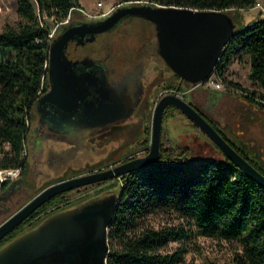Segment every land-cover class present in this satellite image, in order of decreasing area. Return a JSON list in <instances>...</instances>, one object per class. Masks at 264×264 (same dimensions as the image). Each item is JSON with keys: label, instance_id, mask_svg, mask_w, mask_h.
<instances>
[{"label": "trees", "instance_id": "obj_1", "mask_svg": "<svg viewBox=\"0 0 264 264\" xmlns=\"http://www.w3.org/2000/svg\"><path fill=\"white\" fill-rule=\"evenodd\" d=\"M151 1L233 14L238 31L225 46L215 73L224 80L227 90L264 104V17L249 23L242 19V12L257 0ZM77 7H82L79 0H18L21 21L0 31V169L19 167L24 173L27 167L29 123L45 84L50 45L49 25L42 26L41 17L63 19L70 10H79ZM242 53L250 56L248 77L262 88L259 92L225 75L234 56ZM170 86L176 88L175 84ZM171 109L179 110L175 106ZM149 138L147 125L145 146ZM214 149L195 154L188 144L161 145L157 162L112 181L111 187L120 192V197L108 229L107 264H179L189 249L187 241L196 233L239 240L236 264H264V186L221 150ZM249 161L264 172L256 161ZM67 192L42 203L0 240V246L49 214L74 206ZM159 211H175L184 219L155 226L149 216ZM172 241L179 245L171 248Z\"/></svg>", "mask_w": 264, "mask_h": 264}, {"label": "flooded vegetation", "instance_id": "obj_2", "mask_svg": "<svg viewBox=\"0 0 264 264\" xmlns=\"http://www.w3.org/2000/svg\"><path fill=\"white\" fill-rule=\"evenodd\" d=\"M134 3L140 1L119 0L108 10L95 14L76 10L66 22L58 25L56 33L84 21L103 19L119 5ZM91 36V33H86L70 39L65 48L66 60L52 68L47 66L41 94L52 92L39 109L37 103L33 107L27 164L36 155L37 145L48 149L47 163L59 169L58 178L105 169L134 157V152L122 156V151L132 141L144 136L145 119L152 102L164 94L177 93L178 89L183 91V98L224 138L264 169V144L260 152L251 140L254 138L244 136L248 126L264 122V104L237 91L211 90L202 84L187 87L180 82L157 53L153 23L143 17L125 16L115 26L96 33L93 39H87ZM173 84L176 85L175 89L170 86ZM134 95L138 100L127 112ZM227 98L238 102L227 106ZM121 101L125 105V113L115 118L116 105ZM171 106L174 105L168 106L166 111ZM191 122L195 127L192 131H196L195 143L200 142L210 150L218 149L205 132ZM235 126L241 128V132ZM190 129L185 127L181 130ZM258 131L264 137V127L259 126ZM188 133L186 137L187 133L177 132L176 139L182 141L178 143L192 146L194 135ZM144 140L145 136L141 141ZM147 146L142 153L147 151ZM80 149L84 157L78 154ZM49 166L46 168L51 173L41 170L46 180L49 179L47 176L53 174ZM18 180L16 178L9 183L10 190L5 191L4 197L0 196V203L6 202L9 193L17 192ZM110 180L113 179L99 181L98 186L107 185Z\"/></svg>", "mask_w": 264, "mask_h": 264}, {"label": "water", "instance_id": "obj_3", "mask_svg": "<svg viewBox=\"0 0 264 264\" xmlns=\"http://www.w3.org/2000/svg\"><path fill=\"white\" fill-rule=\"evenodd\" d=\"M139 16L153 23L156 49L170 71L187 87L200 85L216 69L227 43L238 31L230 14L221 9H198L188 6L140 2L119 5L103 19L81 22L58 31L48 51V67L66 60L65 48L70 39L91 33L87 39L115 26L125 16ZM51 90L41 94L36 107ZM138 97L130 100V112ZM125 102V100L123 99ZM176 106L217 145L238 168L264 186V173L242 155L182 95L168 93L154 106L150 142L144 154L123 160L105 169L70 177H60L41 188L33 197L0 222V240L42 203L57 193L90 183L122 177L144 165L158 161L161 152L162 123L166 108ZM116 116L122 117L125 105H116ZM121 111V112H120ZM37 145V150H41ZM84 157L82 149L78 151ZM52 167V166H51ZM56 168L54 165L52 169ZM120 192L110 190L92 196L72 207L55 211L36 226L25 230L0 246V264H107L108 229L118 205ZM1 208V207H0Z\"/></svg>", "mask_w": 264, "mask_h": 264}, {"label": "rangeland", "instance_id": "obj_4", "mask_svg": "<svg viewBox=\"0 0 264 264\" xmlns=\"http://www.w3.org/2000/svg\"><path fill=\"white\" fill-rule=\"evenodd\" d=\"M82 7L89 11L90 13H98L102 11L108 10L113 3H116L119 0H79ZM264 2V0H260ZM17 4L18 0H0V31L7 26H17L18 23L21 21V16L17 11ZM80 11V9L78 10ZM264 17V12H261L259 8L252 6L245 9L242 12V19L243 23H249L255 19H259ZM47 22L49 25H54V19L50 16L46 17ZM250 69V56L248 54L242 53L237 54L234 56L232 62L229 64L225 71V75L228 79L233 81L240 82L243 86H246L249 90H257L258 92L262 90L258 84L251 81L248 77ZM207 89L210 88L211 90H226L225 88H215V87H206ZM232 92V91H230ZM180 95L183 94V91L180 90L178 92ZM203 94V92H201ZM160 95V94H159ZM160 97V96H159ZM159 97L157 98L156 102L153 101L151 107L147 111L146 119H145V134H146V126L149 125L150 136H151V126H152V116L154 106L157 103ZM229 98L225 99L226 105H236L238 100H231ZM170 110V109H169ZM172 114H168L166 118L163 120L162 123V138H161V145L163 146H173L176 145L178 142H182L177 138V132H183L187 135L188 132H191L194 136V141L191 145L194 147L192 149L193 153L195 154H204L205 152H209V148L207 149L204 144L195 143L197 139H195V127H193V123L191 120L180 110L171 109L169 111ZM227 114V113H226ZM259 126L261 128L264 127V122H258L253 124V126H248L244 133V136H251L254 139H251L253 143L258 146L259 151L261 152V146L264 144V137L261 133H259ZM190 127V130H181L182 128ZM235 128H237L235 126ZM241 132V128H237ZM144 134V136H145ZM138 138L137 140L132 141L123 151L122 156L127 155L131 152H134L137 155L144 154L142 153L145 149V142L141 141L143 138ZM179 137V136H178ZM192 137V136H191ZM30 133L28 134L27 138V148L25 153L28 154L30 152ZM181 138V137H179ZM189 138V137H188ZM192 139V138H190ZM177 141V142H176ZM150 142V138H149ZM148 142V145H149ZM7 148V144L5 145ZM148 147V146H147ZM48 149L38 150L34 157H31L29 160L30 162L27 164L26 170L24 173H21V170L18 173H13L4 180H9L8 184L3 185L0 184V196H5V191L10 190L8 187L9 183L12 182L14 179L18 178V186L16 187L17 192H13L12 195L10 193L7 196L6 202L0 203V222L6 219L9 215H11L14 211L19 209L24 203H26L31 197H33L41 188L48 185L50 182L55 181L58 177L59 169L54 168L52 169L49 166L48 158L46 157ZM38 164H41L39 166ZM48 166L53 174L51 176H47L49 178L46 180V176L44 173L41 174V170L45 172H50L47 168ZM47 167V168H46ZM46 168V170H45ZM51 173V172H50ZM43 175V176H42ZM68 176V175H67ZM115 177L113 180H115ZM110 180L107 185L102 187L98 186V183H90L87 185H83L78 188H74L67 192V196L69 199L76 205L90 196H94L98 191L101 193L108 192L110 190L116 189L115 187L112 188L111 184L112 181ZM104 181V180H103ZM68 191V190H67ZM99 192V193H100ZM12 193V192H11ZM2 198V197H1ZM0 198V202L1 199ZM179 213L175 211H159L149 216V221L154 224L155 226H159L162 224H169L175 223L180 220H183ZM179 245L178 241H172L169 243L171 248H175ZM188 251L185 253L184 259L179 264H236L234 261V255L236 250L241 249V243L239 240H232L228 241L226 239L217 238L213 236H208L204 234L196 233L194 237L187 241Z\"/></svg>", "mask_w": 264, "mask_h": 264}, {"label": "built area", "instance_id": "obj_5", "mask_svg": "<svg viewBox=\"0 0 264 264\" xmlns=\"http://www.w3.org/2000/svg\"><path fill=\"white\" fill-rule=\"evenodd\" d=\"M138 1H140V2H149V3L156 4V2L151 1V0H138ZM254 6L259 8V10L261 12H264V2H262L260 0H257ZM77 8H79L80 11H83L84 13H90L89 11L84 9L83 7H77ZM98 13H101V12H98ZM93 14H95V13H93ZM70 15H71V10H70V12L68 13V15L65 18H63V19H54L53 20L54 21V25H52V26L47 23V20H46L47 16L43 15L41 17L42 26H45V25L48 26L49 25L48 26V36H49V41L50 42L52 41V38L56 34V30H57L58 25L63 23V22H66L69 19ZM201 84L209 86V87H215V88H225L226 87L224 80L222 78H220L219 76H217L215 71L213 72L212 75H210L208 77L207 80H205ZM176 91H177V93L180 92V90H178V89H176ZM20 170H21V168H19V167H15V168L11 167V168L0 169V182L3 179L7 178V176H9V175H11L13 173H18Z\"/></svg>", "mask_w": 264, "mask_h": 264}]
</instances>
